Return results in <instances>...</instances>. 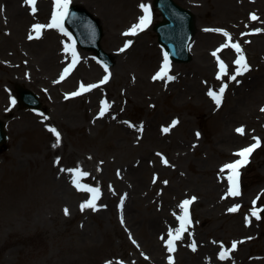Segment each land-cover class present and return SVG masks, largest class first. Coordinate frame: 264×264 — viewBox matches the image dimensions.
<instances>
[{"label": "rangeland", "instance_id": "rangeland-1", "mask_svg": "<svg viewBox=\"0 0 264 264\" xmlns=\"http://www.w3.org/2000/svg\"><path fill=\"white\" fill-rule=\"evenodd\" d=\"M175 1L194 12L196 32L192 58L187 62H168L169 75L174 76V80L153 79L157 67L164 63L162 47L153 28L161 15L153 7V0H139L137 15L124 13L117 1L110 13L111 20L104 19V35L109 30L114 36L118 35L112 45L104 36L101 41L106 51L116 53L112 67L97 61L94 52L78 48L85 61L69 79L55 83L52 81L61 74L67 59L50 72H46L45 59L54 49L70 57L72 52L65 50L66 45H73L70 35L64 30L48 31L41 41L35 39L38 41L35 46L42 51L30 49L26 42L30 35L36 36L34 25L50 24L57 10L30 17L17 33L13 20L5 18L6 21L0 23V119L6 121L9 134L8 141L0 148V264H146L135 252L136 248H144L142 234L133 231L128 237L122 221L116 219L124 192L119 183L120 169H123L120 155L128 154L129 150L118 142L123 131L110 133L119 126L149 129L150 124L157 134L161 129L172 128L168 141L153 147L164 153V160L167 157L172 165L178 166L187 182L215 177L217 166L233 158L232 148L234 151L257 139L262 141L251 164L243 169V194L250 195L247 199L243 197L244 206L229 211L240 205L237 198L215 206L216 194L208 193L204 203L188 208L190 233L183 241L188 247L181 248L186 259L180 260L182 250L175 251L178 254L175 264H203V260L197 262L193 255L189 256V247L195 240L199 241L200 249L208 241L216 245L220 253L225 245L232 250L233 242L239 241L235 254L221 264H264V217H255L253 224L245 220L246 213L252 212L253 207L264 204V194L257 201L259 194L256 193L264 188V0H237L240 5L250 3L241 7L242 12L225 9L220 0ZM142 4L153 8L150 15L153 25L136 35H124L145 15ZM253 15L257 19L253 20ZM201 32L207 35L200 36ZM224 32L233 43L239 44L249 67L236 80H231L230 76L237 70L234 61L239 54L230 47L217 52L219 61L223 60L227 66L224 75L220 73L219 61L212 55L227 42ZM211 36H215L212 41ZM128 41L131 45L125 48ZM252 47H256L255 50ZM121 49L122 54H119ZM151 50L155 51V56L149 54ZM196 52L203 56L198 59ZM205 57L212 63L211 69L206 68ZM118 58L125 61L123 69H118ZM105 76L107 81L101 83ZM16 83L20 84L16 86ZM81 85L98 86L73 96ZM224 85L228 88L222 95V105L217 106L212 97V101L206 100L210 90L218 93ZM18 86L37 92L42 107L34 110L22 106ZM237 88L242 91L241 103L237 100L240 94ZM101 98L114 104L102 118L95 119ZM8 108L13 109L11 113ZM238 128H243L244 135H239ZM50 129L60 134L58 143ZM232 134L238 135V139L226 145L227 153H222L224 146L219 140ZM177 140L186 143L183 152L174 149L176 143L171 141ZM132 141L127 138L128 145L137 146ZM134 156L132 153L129 159L132 161ZM75 169L88 174L80 179L82 186L98 189V196L102 195L99 199L100 204L106 206L104 219L92 208L81 210L91 192L72 184L74 198L71 202L54 189L56 177L58 179L65 171L71 182L74 172L68 170ZM147 176L149 179L150 172ZM169 181L173 182L172 177L162 175L155 189L166 195L168 191L166 187L162 189V183ZM175 184L178 186V182ZM206 186L202 191L194 189L203 200L209 188ZM185 190L188 187L183 185L181 191ZM182 195L174 197L175 203ZM158 207L159 212L165 208L161 204ZM86 224L89 235H96V246L92 249L87 247L92 237L86 239L80 235Z\"/></svg>", "mask_w": 264, "mask_h": 264}, {"label": "bare ground", "instance_id": "bare-ground-1", "mask_svg": "<svg viewBox=\"0 0 264 264\" xmlns=\"http://www.w3.org/2000/svg\"><path fill=\"white\" fill-rule=\"evenodd\" d=\"M120 2V7L123 8L124 13L132 15L134 12V15H137V9L138 1L139 0H70L71 3H79L80 5L87 8L94 16H97L100 18L101 23L104 24L105 20H111L110 13L112 12V8L116 5V2ZM221 4H223V7L228 10H236L239 12H242V8L246 6H250V3L245 2L243 5L238 4L237 0H220ZM54 6L53 1L50 0H36L35 8L36 12L35 14L31 11V5L26 3V0H0V23L2 21L7 20H13L14 27L13 29L17 33L22 27H24V24L30 17H33L34 15H41L43 12L45 13L51 7ZM242 7V8H241ZM249 12V11H248ZM100 13V14H99ZM133 15V16H134ZM105 19V20H104ZM44 30V31H43ZM51 30V29H50ZM42 33L39 36V39L41 41V38L45 37V35L48 34V28H43ZM200 36H206L203 32L199 33ZM215 36L210 37V41L214 40ZM37 37H33L32 39L28 41L32 42H26V44L29 45L30 49H33L35 51H42V48L40 49L39 46H35V43L38 41H35ZM116 38H118V35L114 36V32L112 31H106L104 35L105 41L112 45L115 43ZM9 39V38H8ZM24 42V43H25ZM256 47H252L253 50H255ZM2 49L0 48V51ZM62 53V54H61ZM150 55L155 56V51L151 50ZM192 54L194 55V51L192 49ZM116 60V55L112 53ZM197 58H201V52H199V55L197 52L195 53ZM121 57V56H120ZM64 58L63 52H57L56 49H54L51 54L45 59L47 60L48 66L46 68V72L54 71L55 66L62 62ZM150 59L153 61L155 60L154 57L150 56ZM197 59V60H198ZM118 60V69L124 68V59H117ZM196 60V62H197ZM205 66L208 69H211V62L209 58H204ZM80 65L77 66V68ZM76 68V70H77ZM75 70V71H76ZM64 78H66L64 76ZM142 80H140L141 82ZM18 82V80H17ZM20 83H16V86ZM237 91L239 94L238 96V102H242V91L240 88H237ZM201 92V88L199 93ZM208 97L206 100L208 101ZM211 100V98H210ZM1 103V102H0ZM203 104V103H201ZM9 112H12V108H8ZM33 122V120H32ZM34 123V122H33ZM35 124V123H34ZM124 132V135H122L120 138H118L119 145L124 148L128 149L129 153L125 155H120V158L122 159V167L123 171L125 172V179L119 180V183L121 187H124V190H126V193L124 195V206L122 209V215L116 216V219L121 220L123 223V229L130 237V232L135 231L138 233H141L143 236V249L145 252L149 253L146 264H171L169 262L165 261L166 253L168 252L167 245L164 243V240H162L163 237H167V235L171 232L176 234V220L178 219V215L180 213V205L182 204V199L185 196H192L196 195L195 200L193 202L195 204H199L200 202L204 203L206 198L209 197V194H216L214 204L215 206H219L221 202L228 201L230 199L229 192L226 190V187L228 188V183L226 182V172L227 169H224L221 171V169L224 168V166L221 168H218V172L216 177H210L206 181L203 179H198L197 181H194L193 179L186 181L184 176L182 175L180 169L178 166L172 165L169 161L167 163H162L159 156L158 149L154 148V144H161L163 145L164 142H167L170 135L166 136L164 134H157L158 131H154L153 126L151 124L149 125V129L137 130V129H125L122 126L117 127V129L110 133H121ZM126 133V135H125ZM127 138L133 140L132 142H136L137 146H131L127 144ZM235 139H238V135L232 134L227 135L226 137H223L221 140V144L224 148L221 149L222 153H227L225 146L231 144L235 141ZM172 143H176V146L174 149L177 148L178 152H183V150L186 147V143L183 141H171ZM234 149V148H232ZM231 149V150H232ZM258 150L255 151V153ZM132 153H135L134 158L129 159ZM254 153V154H255ZM190 163V161H189ZM251 164V163H250ZM249 164V165H250ZM248 165V166H249ZM218 167V166H217ZM150 172V178L148 179V173ZM169 175L172 177L173 182H168L166 184H162V189L166 187V191L168 193L165 195L163 192H160L159 190L155 189L156 184L160 181V179L154 180V175ZM60 177H56V179L53 181V185L55 186L54 189L56 191L60 192L63 195V198L73 201V194L74 190L72 188V185H70L69 182V174H67L64 171V174L59 175ZM175 181L178 182L175 184ZM173 184V185H172ZM176 185V186H175ZM183 185L188 187V190L181 191L183 189ZM206 187L208 188V191L205 194L204 200L199 197V195L194 191L195 190H203ZM226 185V186H225ZM170 191V192H169ZM175 191H178V194H175ZM174 192V193H173ZM182 193L183 195L179 198L181 199L179 203H175L174 197L176 198L177 195ZM208 194V195H207ZM250 196V195H247ZM208 199V198H207ZM192 202V203H193ZM98 201H95V206L98 204ZM164 203V204H162ZM158 204L164 205V209L159 212ZM146 208V212L143 208ZM154 208V209H153ZM111 210V208H108ZM100 211L96 215H100V219H104L107 217L105 215V209L102 208V206L99 209ZM203 212V211H202ZM201 212V213H202ZM109 219L111 220L110 216ZM248 221L253 224V218L252 215L249 213L247 216ZM82 233L80 235L86 239H89V237H92L91 244L87 246L89 249H92L96 246L94 243L96 239L95 233L89 235L88 225L80 230ZM148 235V236H145ZM181 238L178 240H175L176 242L179 241L181 243L179 250L181 251V248L186 249L188 247L186 242H183L184 239L189 237L188 231L181 232L180 233ZM178 243V244H179ZM199 243H197L198 245ZM86 246V245H85ZM138 245H136L137 247ZM135 247V248H136ZM200 247V244H199ZM190 248V247H189ZM214 246L212 243L206 241L202 244V249H197L196 251L191 249L190 255H193V258L196 259L197 262H203L208 259L210 261H216V258L214 257ZM142 249H135V252H138L139 258L143 259L141 255ZM170 252V251H169ZM171 253V252H170ZM196 253V254H194ZM184 251L182 250L180 255V260L182 261L183 258L186 259V257H183ZM218 262V260H217Z\"/></svg>", "mask_w": 264, "mask_h": 264}, {"label": "snow or ice", "instance_id": "snow-or-ice-1", "mask_svg": "<svg viewBox=\"0 0 264 264\" xmlns=\"http://www.w3.org/2000/svg\"><path fill=\"white\" fill-rule=\"evenodd\" d=\"M26 3L31 5V11H32L33 14H35V12H36V8H35L36 0H26ZM55 3H56L57 11L53 14L50 24H48V25H40V24L34 25L33 30L36 32L37 37L40 35L41 30L43 28H45V27L58 28L61 31H63L62 23H63L64 17L67 15L68 5L70 3V0H55ZM140 7L143 9L145 15L140 17L139 23L133 25L129 29L128 32L124 33V35H136L138 31H142L148 25V23H150V19H151V17H150V9L148 7H146L145 5H143V4L140 5ZM252 19L255 20V19H257V17L255 15H253ZM217 31H220V30H217ZM65 34H67V33H65ZM223 34H224L225 37H227V42L224 45L221 46V49H218L216 52H213L212 55L214 57H216L217 60L219 61V57L217 55L218 51L222 50L225 47H232V48L235 49V51L239 54V57H238V59H236L234 61V63L238 67H237V70H236L235 74H232L230 76V79L231 80H236V77L238 75H241L243 72L248 71L249 67H248L247 63L245 62V58L243 56V52H242V49L240 48L239 44L238 43H233L231 41L230 35L227 32H224ZM32 38L33 37L30 35L29 39H32ZM130 45H131V41H128L125 44V48L129 47ZM65 50L72 52L73 61H72V65L70 66V68L74 67V65H75V63L77 62V59H78L77 55H76V52H75L74 44L72 46H67L66 45L65 46ZM121 51H123V49H121ZM219 67H220L221 75L227 74V66L222 61H219ZM70 68H66L65 69V74H67L70 71ZM168 71H169L168 54L165 53L164 54L163 66L161 67L160 71L157 72V74L153 77V79L157 80V79H165V78H167L168 80H174L175 77L168 75ZM63 78H64V76L61 77V79H63ZM218 78H220V76H218ZM107 79H108V77L105 76L104 79L101 81V83L106 82ZM97 86L98 85H90V86L85 87L84 85H81L80 91L72 93V95L73 96L80 95L82 92L89 91L91 88H94V87H97ZM226 87H227V85L222 86L219 89V93H217L215 91H212V90H210L207 93L210 97L213 98V100L215 101L217 106H219L220 103H221L222 94H223V92H224ZM13 103H14V101H13ZM102 105L103 106H102L101 111H100V115L101 116L104 115L105 111H107V109L109 107V105L107 104V101H103ZM262 110H264V109H262ZM175 123L176 122L174 121L173 122V126L175 125ZM50 130L55 133V135L57 137V143H58L60 134L55 129H50ZM163 131L167 132V131H169V129L165 128ZM237 132L240 133V134H243L244 130H243V128H238ZM258 146H259V140H257L256 144H253L252 146H250L248 148H245V149L241 150L239 153H237V155L239 157H241L240 160H238V161H236L235 163H232V164H227V165L224 166L223 169H221V171H223L224 169H230L231 170V174L228 176V180L231 182V185H232L231 189L229 190V195H233V196L239 195L238 183H237L239 173H238L237 170H238V168L240 166H242L243 164L247 163L248 156ZM164 163H167V161L165 160ZM68 171L74 172V180H73V182H74L75 186L78 189L85 190V191H88V192L92 193V198L81 205V210H83L84 208H92V209L95 210V200L98 198L99 190L91 188V187H88V186H82L81 183H80V179L82 177L88 175V174L86 172H83L82 170H79V169L68 170ZM194 199L195 198H193V200ZM191 203H192L191 200H185L180 205V207L184 210V215L179 217L180 229L177 230L176 234L173 236L171 232L169 233V236L171 238L166 243H167L168 251H170V252L174 251V243H173L174 240H178V239L181 238L180 232L186 230V225L188 223H190V220L188 218L187 206L189 204H191ZM237 210H238V206L229 209V211H237ZM262 211H264V208H261V209H255L254 208L252 210V212H251V215L255 216L257 219H259L260 218L259 213L262 212ZM65 214L66 215L68 214V210L67 209H65ZM192 248H193V250H195V243L194 242L192 244ZM231 248L233 250L236 248V243L235 242H233V244L231 245ZM227 257H228V251L221 252V254H220V258L221 259H226Z\"/></svg>", "mask_w": 264, "mask_h": 264}, {"label": "water", "instance_id": "water-1", "mask_svg": "<svg viewBox=\"0 0 264 264\" xmlns=\"http://www.w3.org/2000/svg\"><path fill=\"white\" fill-rule=\"evenodd\" d=\"M156 3L164 8L166 17V20L157 27L160 32V41L165 45L168 54L173 59H190L188 47L190 40L195 33V23L192 12L179 6L173 0H157ZM77 21H80L82 26L77 25ZM68 22L71 23L73 28L80 33L77 35L81 44L89 48H94L99 52L102 58L109 61L110 57L99 45L101 37L100 27L87 11L73 6L70 10ZM82 28L85 29L86 34L85 32L82 34ZM25 96L26 95L23 94L24 99L26 98ZM28 101H32V104H37L33 99H29ZM3 139L4 131L2 128V122H0V142L3 141Z\"/></svg>", "mask_w": 264, "mask_h": 264}]
</instances>
